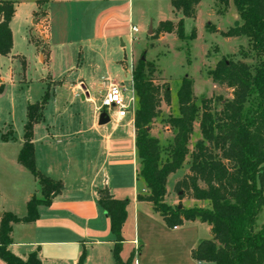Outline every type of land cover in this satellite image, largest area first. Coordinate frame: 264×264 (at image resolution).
<instances>
[{
    "label": "trees",
    "instance_id": "trees-1",
    "mask_svg": "<svg viewBox=\"0 0 264 264\" xmlns=\"http://www.w3.org/2000/svg\"><path fill=\"white\" fill-rule=\"evenodd\" d=\"M48 1L36 2L34 17ZM212 1L217 16H224L232 2L238 21L220 36L244 38L248 51L240 50V53L251 63L222 59L207 72L214 84L231 90L230 100L217 99L221 105L219 111L211 108V100L202 99L201 105L197 106L192 79L184 77L181 80L177 91L178 116L166 120L173 138L165 149L167 158L163 159L160 142L150 135V130L160 114L161 104H169L170 91L167 84L155 83L154 64L146 61L145 55L138 59L131 70L132 90L137 101L133 126L139 162L137 176L144 183L147 194H138L136 199L149 203L170 229L195 219L210 226L211 239L200 242L191 251L192 260L212 264H264V224L260 228L257 226L264 210V0ZM199 3L200 0H172L171 7L183 18L194 20ZM14 5L13 1L0 0V56H7L12 49L9 24ZM205 28L209 33L215 32L209 23ZM156 34H175L178 40L196 39L195 28L185 37L183 19L176 24L159 22ZM29 41L38 46L31 37ZM3 89L4 85L0 83V94ZM49 98L47 87L39 101L26 107L23 143L17 162L39 185L41 199L30 198L24 218L11 213L1 215L0 259L6 264H41L36 253L23 261L7 251L11 243V225L35 221L37 207L48 205L62 189L61 182L45 177L36 169L34 160L33 127L41 121ZM197 121L201 139L190 151L189 141ZM2 140L6 142L8 135ZM187 157L190 159L188 171L176 182L173 191L180 193L179 199L207 203L205 208L178 209L164 202L167 177L179 170ZM97 205L110 221L114 264H133L137 255L135 250L125 261L120 257L124 242L121 231L128 201L114 199L104 188L98 191ZM85 258L86 250L82 248L76 264H83Z\"/></svg>",
    "mask_w": 264,
    "mask_h": 264
},
{
    "label": "crops",
    "instance_id": "crops-1",
    "mask_svg": "<svg viewBox=\"0 0 264 264\" xmlns=\"http://www.w3.org/2000/svg\"><path fill=\"white\" fill-rule=\"evenodd\" d=\"M10 1L15 3L14 15L9 24L12 49L7 56H0V61H9V58L15 57L12 52L14 31L15 28L18 31L20 24L19 15L26 25L25 31L23 28L19 30L20 36L26 34L27 29L29 34L31 31L44 34V44L48 49L46 56H43L41 47H35L36 58L46 67L47 73L39 81L44 82L47 87L50 86L52 93L41 121L33 127L34 160L36 169L45 177L61 182L62 189L57 196L50 199L48 205L37 207L38 217L35 221L11 225L9 235L11 243L7 246V251L23 261L28 255L36 253L41 264H76L84 248L86 258L83 264H114L112 256L114 237L110 232V221L97 205L98 191L107 188L114 199L128 201L127 216L121 231L124 242L120 257L125 261L135 250V240L129 238L128 234L130 223L136 227L142 208L147 210L145 214L150 218L153 217V213L157 214L149 203L138 202L136 199L138 194L146 195L147 190L137 176L139 162L135 147L133 112L112 110L106 113L108 122L99 125L101 112L97 111L98 105H95L96 100L92 97L84 78H77V82L56 80L58 78L53 74V65L56 50L60 48L68 55L67 49L71 43L88 48L95 54V48L101 44L106 45L108 40L122 38L133 40L135 33L131 28L135 26L132 24L133 12L130 1L49 0L45 7L46 28L42 31L41 26L33 19L38 0ZM233 21L235 24L238 19L234 17ZM159 22L162 21H158L157 24ZM165 35L160 34L159 39H163ZM27 42L30 44L28 38ZM123 47L124 44L121 45V48ZM117 54L118 52H114L113 55ZM98 57L93 60L91 75H96V64L98 68L103 66L105 70L103 76L106 78H102L100 72L98 73L102 81L99 84L100 97L109 84L125 85L123 81L118 83L112 80L109 69L111 65L120 63L122 72L129 76L131 83L134 58L128 71L125 59L121 62L107 59L106 56L101 57L100 54ZM22 60L25 66V61ZM23 82H30L24 73ZM58 96L62 99L55 101ZM78 96L81 101L93 105L91 116L68 115L67 109L70 106L67 98ZM28 104H23L24 119L19 125L18 133L16 132L17 138H13L12 130L6 129L0 134V141H3V136L8 135L6 143L12 141L18 143L13 163L20 168L22 166L18 164L17 156L23 143V126L26 122ZM32 185L36 194H32V190L29 191L25 194L19 209L10 205V208L0 213V217L3 213H11L17 218H24L27 215L26 204L30 198L35 196L41 199L40 187L34 178ZM202 203L196 201L195 205L201 208ZM203 207L205 206L202 205ZM0 264L6 263L0 259Z\"/></svg>",
    "mask_w": 264,
    "mask_h": 264
},
{
    "label": "rangeland",
    "instance_id": "rangeland-1",
    "mask_svg": "<svg viewBox=\"0 0 264 264\" xmlns=\"http://www.w3.org/2000/svg\"><path fill=\"white\" fill-rule=\"evenodd\" d=\"M129 1L133 12L132 24L138 29V33L133 34V40L129 38L108 40L106 45L101 44L95 48L96 55L88 48L74 43L69 45L68 55L59 48L56 50L53 74L59 81L66 79L77 82V78H84L92 97L96 100L95 105H98L101 98L99 96V84L102 82L98 73L100 72V75L103 76L105 70L103 66L98 68L96 64V75H91L94 67L93 60L99 54L101 57L106 56L107 59H115L121 62L125 59V65L129 71L132 59L134 58L133 68L138 59L145 55V60L152 62L155 66L156 72L153 76L155 83L167 84L170 91L169 104H161L160 114L153 121L150 130V135L159 140L163 149L161 156L166 159L167 151L165 149L173 138V133L167 126L166 120L169 117L178 116L177 91L181 80L184 77L192 79L193 96L197 106L201 105L202 99L211 100V108L219 111L221 105L217 99L230 100L232 97L231 90L214 84L207 76V72L214 69L215 65L222 59L251 63L249 59H243L240 53V50L246 53L248 46L244 38H222L220 36L221 32L233 27L234 17L238 19L231 1L227 13L224 16H217L213 1L200 0L197 16L194 20L183 18L182 14H176L171 7L172 0ZM179 17L184 21L185 37H188L191 30L195 28L196 39L192 41L178 40L175 34H166L163 39H159L160 34H156L157 22H174L178 18L176 24L180 20ZM33 19L41 26L40 31L44 30L46 28L45 7L40 8L37 16ZM19 21L18 31L17 28L14 31L12 55L15 57L9 58V61H0V80L3 81L0 83L4 84L3 92L0 94V134L4 133L6 129L12 130L13 138H17V130L24 119L23 104L39 101L47 89V85L39 81L41 77L47 75L46 67L37 60L34 43L29 41L30 44H28L27 42V38L30 39L31 37L39 48L43 47L41 52L43 56H46L48 49L47 45L44 44V34L34 31L29 34L27 29V35L24 33L20 36L19 30L23 28L25 31L26 25L21 15H19ZM208 23L214 26V33H209L206 30L205 26ZM52 27L54 28V24ZM122 44L125 47L121 48ZM114 52H118V54L114 56ZM22 59L25 61V66H23ZM44 61H46L45 58ZM109 69L113 81L125 83L126 91L123 97L127 101L133 96L129 76L122 72L120 63L111 65ZM23 73L30 82H23ZM48 89L51 96L50 86ZM60 99L62 97L58 96L55 101ZM67 101L70 106L67 109L68 115L74 117L91 116L93 105L81 101L80 96L67 98ZM50 107L52 108V104ZM136 108L137 102L134 110ZM127 111L131 112L130 110ZM200 139L197 121L189 141L188 148L190 151ZM6 142L0 141V213L10 208V205L19 209L23 204L25 194L29 191L32 190V194H36L33 190L32 175L25 168H20L13 163L18 143L15 141ZM189 161L190 159L187 157L180 169L166 179L164 202L168 206L178 207L180 205L185 210L199 208L195 205L196 201L186 198L179 199V195L173 191L176 182L187 173ZM202 205L208 206L207 203H202L200 204L201 208ZM142 211L139 213L136 227L131 223L128 227L129 238L135 240L134 248L137 253L133 264H212L196 262L191 259V251L200 242L211 239V229L207 223L195 219L183 222L176 229H170L159 215L153 213V217L150 218L148 214H145L147 211L145 208H142ZM257 224L258 228L264 224V210L260 214Z\"/></svg>",
    "mask_w": 264,
    "mask_h": 264
},
{
    "label": "built area",
    "instance_id": "built-area-1",
    "mask_svg": "<svg viewBox=\"0 0 264 264\" xmlns=\"http://www.w3.org/2000/svg\"><path fill=\"white\" fill-rule=\"evenodd\" d=\"M131 31L133 33H137V29L135 27H132ZM125 91L126 88L122 85L109 84L108 88L99 100L97 111H105L106 113H108L112 110H130L133 112L135 103L137 102L135 99L136 97L133 93V96H131L127 101H125L123 97Z\"/></svg>",
    "mask_w": 264,
    "mask_h": 264
},
{
    "label": "water",
    "instance_id": "water-1",
    "mask_svg": "<svg viewBox=\"0 0 264 264\" xmlns=\"http://www.w3.org/2000/svg\"><path fill=\"white\" fill-rule=\"evenodd\" d=\"M142 60H144V57H142ZM108 122V117L105 111H102L99 115V125H104ZM180 194V193H179ZM178 194V195H179ZM178 209H181V206H178Z\"/></svg>",
    "mask_w": 264,
    "mask_h": 264
}]
</instances>
